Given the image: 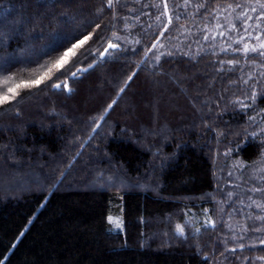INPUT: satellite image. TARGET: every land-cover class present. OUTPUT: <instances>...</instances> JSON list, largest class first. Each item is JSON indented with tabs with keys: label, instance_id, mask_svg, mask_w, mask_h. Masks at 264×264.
Segmentation results:
<instances>
[{
	"label": "trees",
	"instance_id": "1",
	"mask_svg": "<svg viewBox=\"0 0 264 264\" xmlns=\"http://www.w3.org/2000/svg\"><path fill=\"white\" fill-rule=\"evenodd\" d=\"M261 3L0 0V81L34 79L75 37L91 39L65 71L121 48L68 72L70 92L48 87L58 71L0 105V264H264ZM85 190L145 194L142 244L109 246L100 218L71 216ZM161 200L211 202L212 229L186 247L156 224Z\"/></svg>",
	"mask_w": 264,
	"mask_h": 264
},
{
	"label": "rangeland",
	"instance_id": "2",
	"mask_svg": "<svg viewBox=\"0 0 264 264\" xmlns=\"http://www.w3.org/2000/svg\"><path fill=\"white\" fill-rule=\"evenodd\" d=\"M93 51L95 56H91V58H98L100 52ZM79 65L76 67L82 68ZM98 179L100 178H95L92 184L100 185L97 182ZM69 194V213L71 216L79 215L78 218L83 217L86 218L85 220L88 217L90 219L100 218L103 225V240L107 245L114 247L129 245L130 243L134 245L137 244L136 241L140 245L142 244L140 227L142 226L141 211L147 201L145 194L142 192L100 190L74 191ZM159 202L156 224H173L183 228V233H178L186 247H194L198 240L213 227V205L211 202H170L163 200ZM109 217H112L113 220H119L121 226L117 227L115 223H110ZM80 221L82 220L80 219ZM79 226L83 227V225Z\"/></svg>",
	"mask_w": 264,
	"mask_h": 264
},
{
	"label": "snow or ice",
	"instance_id": "3",
	"mask_svg": "<svg viewBox=\"0 0 264 264\" xmlns=\"http://www.w3.org/2000/svg\"><path fill=\"white\" fill-rule=\"evenodd\" d=\"M115 2H118V0H115ZM187 3V0H185ZM55 3V0H50V5L52 6ZM114 3V0H107V6L109 8L112 7ZM167 7V5H165ZM261 8H264V3L260 4ZM253 12L256 11L255 8L252 9ZM244 16L246 17L247 14L245 13ZM258 19H264V16L258 17ZM65 24H68L71 22V18H67L63 21ZM169 23L171 21L169 20ZM99 27V25H97ZM12 31L15 32L17 29L15 28V22L13 23ZM245 31H247V28H245ZM223 35V33H221ZM115 40H119V36H116L115 33L113 34ZM43 39V37H41ZM91 39L90 35H85L83 39H80L79 37H75L76 42L71 43L70 47H67L66 45H62L61 47L64 49L62 51V54L56 58L54 61H52L50 64L45 63L42 64L40 67L43 69V71L37 75L34 79H26L21 77L19 80H17L14 76H5L2 81H0V84L3 85V88H0V105L3 104H11L14 100H16L17 96L20 95L21 90L30 89L32 87H38L42 83H44L45 80H52V77L54 73L61 72V76H57L55 80L52 81L48 87L55 88L57 90L63 89L66 91H71L68 79H67V73L71 72V78L75 79L78 77V73L87 71L88 68L93 67L91 61H89V64L85 68H79L76 67V65L82 64L84 59H87L89 56H95V52L92 49L86 50L84 53L80 55L78 59H76L73 63V67L76 68L75 71H72L71 69H68L65 71L66 65L69 64V62L72 60L73 57H77L78 51L83 48V46ZM99 39V38H98ZM205 39H208V37H205ZM259 40V37L256 38ZM118 45L114 42H108L107 48H97L96 51L100 52V57L104 58L106 54L109 53V49H116ZM155 47V45H153ZM260 49H264V43L259 44ZM249 50L255 52L257 49L255 47L249 49V45L247 43L244 44L243 51L247 53ZM261 55H264V51H261ZM156 59H159V57H156ZM7 62L3 60L2 57H0V68L6 67ZM59 81V82H58ZM121 92L124 91L123 88L120 89ZM115 103V101H113ZM112 105H109V108H111ZM101 120L104 119L103 116L100 117ZM96 127H99V125H96ZM110 223H115L117 227L121 226V223L119 220H113L112 217H109ZM177 231L180 233H183V228L180 226H177ZM261 243H264L262 241ZM258 259L264 260V257H258Z\"/></svg>",
	"mask_w": 264,
	"mask_h": 264
},
{
	"label": "water",
	"instance_id": "4",
	"mask_svg": "<svg viewBox=\"0 0 264 264\" xmlns=\"http://www.w3.org/2000/svg\"><path fill=\"white\" fill-rule=\"evenodd\" d=\"M106 48H107V46H106ZM120 49L121 48L118 46L116 49H109V51H115V50H120ZM106 56H107V54H106ZM106 56L104 58L99 57V60L93 63L94 66L91 67V68H88L87 71L78 73L77 79H81L83 77V75H86L87 73H89L90 71H92L99 64L100 61H103L106 58ZM71 79H73V78H71Z\"/></svg>",
	"mask_w": 264,
	"mask_h": 264
}]
</instances>
